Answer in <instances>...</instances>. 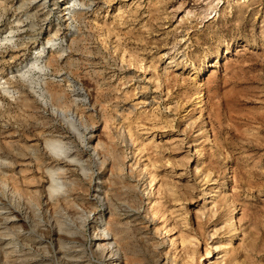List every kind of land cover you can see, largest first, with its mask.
I'll use <instances>...</instances> for the list:
<instances>
[{
	"label": "rangeland",
	"instance_id": "1",
	"mask_svg": "<svg viewBox=\"0 0 264 264\" xmlns=\"http://www.w3.org/2000/svg\"><path fill=\"white\" fill-rule=\"evenodd\" d=\"M0 167L41 201L32 264H264V0H0Z\"/></svg>",
	"mask_w": 264,
	"mask_h": 264
},
{
	"label": "bare ground",
	"instance_id": "2",
	"mask_svg": "<svg viewBox=\"0 0 264 264\" xmlns=\"http://www.w3.org/2000/svg\"><path fill=\"white\" fill-rule=\"evenodd\" d=\"M4 88H6V87H4ZM200 91L197 90V92L195 94V98H196L197 102H200V100H201ZM44 92H45V88L41 89V92L38 95L41 99V103L43 102L46 105L47 102H46V96H45ZM23 98H25V97H23ZM26 99H27V97H26ZM49 99H50V101L52 100L51 94L49 96ZM52 102H53V100L50 102V108H51V106H53ZM53 113H55L54 110H53ZM65 123L68 125V128H73V129L77 130L75 122L73 121V119H71V117L69 119H66ZM51 131L52 130H50V132ZM66 142L67 141L65 140L64 137L55 136L52 133H50V135H48V136L46 135L45 137H43L44 151L50 152L52 154H58V153L64 154V153H66L65 152ZM69 149H70V147H69ZM67 151H69V150L67 149ZM64 157L66 158L67 155H64ZM58 165L60 166V164H58ZM52 168H54V167H51L49 165H46V167H45V169H46L45 171L48 173V178H49L47 186L45 187L46 188L45 192L47 195V201L50 203V205H54V202H55L54 201V199H55L54 195L63 186V185H61V182H59L57 180V178L55 177L56 176L55 170H53ZM11 179H13V177H11V176L7 177V175L5 174V170H2V167H0V187H1L0 194H2V197L0 196V221H1L0 222V231L6 232L7 230L8 231L13 230L15 232V239L12 238L11 242L9 240H8V242H3V246H2L3 248L0 251V262H1V264H22V263L23 264H32L33 263L32 259H29V258H35L34 257V256H36L35 252L38 251L37 250L38 248L36 249L34 245H36V244L43 245V242H41V239L39 238L40 236L38 235L39 232L41 231V229H40L41 225H44L41 223V216H40V214H41L40 213L41 201L39 199L38 200L33 199L34 196L32 197V195L30 194L29 191H27L26 194H23L22 193L23 191H20L15 186L14 183H16V182L11 181ZM4 187H9V190L7 191V193L4 191ZM4 195L6 196L5 197L6 199L5 198L3 199ZM66 203H68V202H66ZM61 205H59L60 207L57 206L60 208V209L58 208L60 210L59 211V214H60L59 217H57L58 215L55 216V214L57 212L55 213L53 206L51 207L52 212L47 214V210H46L45 216L47 217V220L50 223V226L55 227V229L57 228L56 232L58 233L59 236L63 235V237H64V236L70 235L69 241H64V239L59 240V241H61L62 244H64V243L70 244L72 242L71 240L74 238L73 236H71L72 233L73 232L76 233V231H77L76 230V224H75L76 220H75V217L74 218L69 217V213L67 212V209L65 210V208L61 207ZM55 206H56V204H55ZM62 206H64V205H62ZM74 212H76V214H79V216H81V217L86 216L85 213L81 212L80 210L75 211V208H74ZM74 212L72 214H74ZM52 213H54V215ZM165 219L163 220L164 224H166ZM96 225H98V224H96ZM96 227H97V229H95L96 234L95 235L93 234V235L95 238L94 239L95 240L94 241L95 246L98 249H100L99 251L104 252L105 249L110 250V251L115 250V248L111 245V242L109 241V239L107 237V229L104 227H101L100 224ZM169 227H167V226L164 227L163 234H165L166 237L170 236L171 232H172V230H170L171 228L169 229ZM73 229H74V231L72 232ZM228 231L233 233L232 232L233 226H232L231 222L228 223ZM8 235H10V234H8ZM20 241L22 243L21 245H19ZM56 241H57V239H56ZM10 243L12 246H10L9 249L4 248V244H10ZM56 244H58V243H56ZM43 247H45V246H43ZM59 248H60V246H59ZM67 249L68 248H65V250H67ZM32 250H34V251H32ZM110 254H111V252H110ZM106 255H107V253H106ZM113 255L114 256H111L110 259H108L109 262H107V261H105V262H107L108 264H119L118 258H117V256H115V255H117V253L113 254ZM199 257L200 256L197 255L196 259H199ZM66 259H67V257H66ZM199 260H198V262H199ZM33 261H34V259H33ZM67 261H68V259H67ZM85 262L88 263V260H85ZM66 263L67 262H65V264ZM41 264H43V263L41 262ZM80 264H81V262H80ZM90 264H93V263H90ZM199 264H202V263L200 262Z\"/></svg>",
	"mask_w": 264,
	"mask_h": 264
}]
</instances>
